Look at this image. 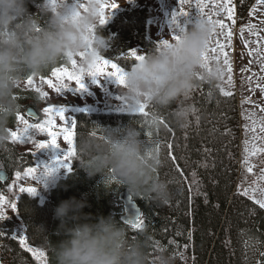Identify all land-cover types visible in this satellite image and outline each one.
Segmentation results:
<instances>
[{
	"label": "trees",
	"instance_id": "16d2710c",
	"mask_svg": "<svg viewBox=\"0 0 264 264\" xmlns=\"http://www.w3.org/2000/svg\"><path fill=\"white\" fill-rule=\"evenodd\" d=\"M41 2L31 0L29 11L36 12ZM233 2L238 17H243L254 0ZM147 26L148 8L145 5L113 10L108 22L99 26L108 38L103 57L129 69L135 60L124 54L133 45H138L144 54L155 47L146 38ZM67 65H70L68 61H60L41 77L49 76L55 67ZM232 93L231 97H225L216 84L211 85L198 78L197 86L187 97L181 98L191 108L185 127H177L175 123L177 105L174 104L161 111L163 123L151 136L147 130L141 129L142 141L149 146L159 145L164 159L159 176L169 182L172 199L166 206H160L131 195L141 207L145 221L140 230L132 229L131 224L123 222L121 216L118 218L115 213L123 210L119 193L127 188L115 182L106 188L101 176L89 177L78 168L74 158L71 171L54 184L46 201L40 202L36 195L20 193L18 188L10 192L8 186L12 175L33 166V155L30 153L34 151V146L9 141L5 148H0V170L8 173L7 181H0V193L4 191L5 197L17 203L19 214H16L24 230L18 229L15 233L23 232L31 246L46 253L47 264H52L49 250L43 247L44 237L36 226H42L50 239L56 242L60 237L53 234L59 224L54 218V209L61 201L75 197L87 200L85 213L111 216L128 225L132 238L146 230L152 245L149 253L165 249L176 257V264H257V261H264V257L260 256L264 252V210L237 193L242 182L246 186L252 181L253 173H247L239 160L241 116L238 97ZM16 98L21 105L20 114L26 115V110L33 107L38 113L36 121L41 120L40 109L45 100L38 93L19 87ZM140 118L141 115L136 112L79 110L74 114L76 138L94 131L99 136L101 130L122 135ZM18 123L15 116L9 120V128L15 129ZM169 143L173 144L172 154L177 157L175 162L168 155ZM177 164L183 176L176 169ZM115 202L120 203V207H116ZM253 208L256 209L255 214L250 212ZM6 211L12 212L10 208ZM10 225L9 221L0 223L2 228ZM0 239H3L0 257L6 261L4 264H39L19 246L18 240L10 235Z\"/></svg>",
	"mask_w": 264,
	"mask_h": 264
},
{
	"label": "clouds",
	"instance_id": "9594fccd",
	"mask_svg": "<svg viewBox=\"0 0 264 264\" xmlns=\"http://www.w3.org/2000/svg\"><path fill=\"white\" fill-rule=\"evenodd\" d=\"M31 0H0V148L11 140L9 120L21 105L17 89L26 77H39L60 61L75 58L85 72L106 49L108 38L99 28L101 0H42L30 12ZM126 3V0H125ZM80 5L84 7L81 8ZM216 25L207 17L196 19L179 30V39L153 47L126 74L120 97L129 112L139 105L148 114L135 120L122 135L101 130L97 136L84 133L76 138L74 160L89 177L101 176L106 188L115 182L147 203L166 206L172 199L167 180L159 176L164 166L160 149L140 139L141 129L154 133L161 127V111L177 105V127L187 125L191 108L184 103L199 80L214 85L224 75V66L203 67L204 54ZM81 54H83L81 56ZM42 186V185H41ZM86 199L71 197L54 209L59 221L53 242L42 226H36L52 264H176V257L165 249L149 253L150 238L145 232L130 236L128 225L111 216H93L83 210Z\"/></svg>",
	"mask_w": 264,
	"mask_h": 264
},
{
	"label": "snow or ice",
	"instance_id": "6c2138e0",
	"mask_svg": "<svg viewBox=\"0 0 264 264\" xmlns=\"http://www.w3.org/2000/svg\"><path fill=\"white\" fill-rule=\"evenodd\" d=\"M50 3L53 6L58 4V0H50ZM209 0H178V9L173 12L171 23L175 25L179 30H182L183 26L180 23V17H187L189 10L185 9V6L188 9H195V15L197 19L207 17L210 21L214 22L216 25V29L219 28V33L217 34L216 31L214 34L223 36L224 42H221L220 39H216L214 44L212 41L209 42L207 50L204 54L203 60L205 67L207 70L211 71V61L215 60L219 63L221 57L223 58V64L226 67L228 72V83H232V61L230 60L229 53L226 51L227 48L232 46V37L233 31L232 27L229 23H226L224 19H212V15H209L205 9L208 7ZM213 6L215 11L213 15L217 17L221 16L222 14L226 17L227 21L231 22V25L236 24V4L233 0H212ZM256 3L259 5H264V0H256ZM119 5L115 2V0H101V15L99 24L105 25L108 19L111 16V10L117 8ZM83 8V5H80ZM106 11L110 14L106 15ZM258 11L257 8L253 7L252 12L250 15ZM248 31L253 34L259 36L258 32H253L252 30L255 28V25L249 24ZM244 28H241V37L243 38ZM172 39H179V37L173 33ZM264 39V37H261ZM249 41L245 40L244 44L245 47H248ZM259 44V40L256 41ZM168 44L167 39H161L159 44ZM260 49H253L249 52V56H252L253 52L259 53ZM83 54H81L82 56ZM128 56L134 58L136 61H140L144 59V56L141 54H137L135 50H130ZM261 60H264V57H261ZM69 64L71 67H55L51 70V77L52 78H44L43 76L40 78L42 84H46L49 89L55 91V93L61 95L62 92L66 89L73 88L75 91H80L84 89L83 78L87 74L91 77H98L102 75H109L111 77H115L116 82L123 86L125 83L126 73L124 72L123 68L119 66V64L106 60L104 58H100L94 65H92L87 72H85L82 68H80L77 60L75 58L70 59ZM260 62V61H258ZM251 64L252 61L249 60ZM241 71H245V69H241ZM261 71H264V62L261 63ZM253 75H256L253 73ZM54 78V79H53ZM248 80L251 81L252 77L249 76ZM260 80H264V76H258L257 82L255 84L256 89H259L262 94H264V84L259 83ZM70 83H74L75 87H69ZM26 85L30 86L33 91L38 93L42 99L48 96V93L42 91L40 87H37L34 83L33 77L29 76L26 79ZM251 91V89H250ZM222 94L225 97H231L233 95L230 91H225L221 89ZM246 103L251 102L250 98H248ZM256 107L260 108V112L264 113V107L256 105ZM195 111V110H193ZM66 109L61 105H53L49 104L47 107L43 109L44 118L39 120L38 122L32 123L29 119L25 118V115L20 114L19 112L16 115V120L22 125V127H18L15 130H10L11 142L13 144L21 143V144H31L34 146V152H31L30 155H35L41 149L47 148L49 145L54 147H61L59 143L60 138L62 137L63 142L67 145L66 149H64V155L62 159L57 161L58 166H63L68 168L71 171V162L72 159L76 155L75 151V142H76V129H77V122L74 120H69L65 115ZM137 113L142 116H146L147 106L144 104L139 105L137 109ZM245 120L251 121V126L248 124L244 125L245 132H251L253 135L251 139L244 140V157H243V167L245 171L249 174L254 172V168L256 167L255 164L252 163V158L259 157L264 155V116H260L259 119L256 118V114L254 112H247L244 114ZM57 119L60 121L58 124ZM161 123L163 121L161 120ZM197 123H199V117H197ZM29 130L31 134H29ZM230 131V130H229ZM93 135L96 132H92ZM37 135L45 136L46 139H36ZM151 136V133H148ZM27 137V138H25ZM159 148V145H157ZM167 148L169 149L168 155L170 159L175 162L177 157L172 154L173 144H167ZM264 163V161H262ZM176 169L180 171V175L183 176V171L180 170V166L177 164ZM54 169L50 165H46L43 168L39 166L35 167H27L24 169L23 173L17 171L15 173V181L10 184L9 191L11 192L13 188H18L20 193H28L30 196H34L37 193L36 187H25L20 181L31 178L38 183L42 179L43 176L51 174ZM195 175V173H193ZM246 181V178H245ZM238 195L242 197H246L251 203L257 206L260 210H264V168L260 169V174L256 176V178L248 184V186H244V182L237 188ZM11 209L13 212H18L17 203L14 200H9L3 194H0V221H5L9 218L7 215L6 209ZM256 209L253 208L250 210L252 214H255ZM145 221L143 216L138 218L135 223H132L130 227L134 230H140L144 227ZM10 235L12 239L18 240L19 246L24 249L25 251L29 252L32 257L39 262V264H47V255L46 253L36 247H33L29 244L27 237L22 233L16 234L14 232H8L4 229L0 228V237ZM183 257V254H180ZM261 257H264V252L260 253ZM257 264H264V261H257Z\"/></svg>",
	"mask_w": 264,
	"mask_h": 264
},
{
	"label": "rangeland",
	"instance_id": "374dc122",
	"mask_svg": "<svg viewBox=\"0 0 264 264\" xmlns=\"http://www.w3.org/2000/svg\"><path fill=\"white\" fill-rule=\"evenodd\" d=\"M67 2L69 4H74L76 0H67ZM115 2L119 5L115 9H122L125 7H136L142 5L147 6L148 26L146 31V38L150 42H152L154 46H157L161 39L172 38V34H176L179 31V29L171 23L172 14L178 9V0H126V3L125 0H115ZM253 7L257 8L258 11L250 15V12H252ZM115 9L111 10V14ZM185 9L191 12H189L187 17H180V23L181 26L188 27L191 25V23L195 22L197 17L195 15L194 7L192 9H188V7L185 6ZM205 11L208 12L209 15H212L213 20L224 19L226 23L230 24L233 31L232 46L226 49V51H228L229 53L230 60L232 61V83L229 84L227 82L229 74L223 64V58L221 57L219 63L223 64L224 66V75L223 78L220 81H217L215 84L219 87L220 90L224 89L225 91L234 92L238 97L239 112L241 116V140L239 146V160L240 162H242L244 157L243 142L245 139H251V136L253 135L251 132H245L244 125L248 124L249 126H251V121L245 120L244 114H246L247 110V112H254L256 114L257 119H259L260 116H264V113L260 112V108L256 107V105L264 107V94H262L260 90L256 89L255 87L257 77L264 76V71H261V63L264 62V60H261V57H264V39H261V37H264V5H259L256 3V0H254V3L249 9V12L245 16L238 17L236 12L235 25H231V22L227 21L226 17L223 14L219 17L213 15L215 8L213 6L212 0H209L208 7L205 9ZM107 14L110 13L106 11V15ZM249 24L255 25V28L252 31L258 32L259 36L253 35L248 31L247 26ZM99 26L102 25L99 24ZM241 28L245 29L243 32V38L241 37ZM216 33H219V28L216 29ZM216 39H220L221 42H224L223 36L214 34L211 39L213 44ZM245 40L250 42L248 47H245ZM258 40L259 44L256 43V41ZM257 48L260 49L259 53L253 52L252 56H249V52ZM130 50H135L137 54H144V51L138 45H133V47L124 54L125 57L131 58L128 56ZM102 58L117 63L109 58L103 56ZM249 60L252 61L251 64L249 63ZM136 62L137 61L135 60V63ZM214 63L217 62L215 60L211 61L210 66H212ZM134 64L129 69L121 65L119 66L123 68L124 72L127 74L134 66ZM63 67L70 68L71 65ZM241 69H245V71H241ZM253 73H255L256 75H253ZM249 76L252 77L251 81L248 80ZM40 78L41 76L33 77L35 85L37 87H40L42 91L48 93V96L44 98L45 103L40 109L41 119L44 118L42 108L45 106L47 107L49 104H63L66 109L65 113L68 115V119L71 115V112H75V110L129 112V106L126 105L120 97V88L122 86H120L116 82L115 77H111L107 74L98 77H91L86 74L83 78V83L85 86L84 89L80 91H75L73 88H69L64 90L61 95L55 93L54 90L49 89L46 84H42ZM44 78L48 79L52 77L50 74L49 76ZM259 83L264 84V80H260ZM69 87H75L74 83H70ZM20 88L31 89L30 86L26 85V80L23 81ZM248 98H250L251 102H244ZM25 118L29 119V121L32 123L37 122L36 120L31 119L27 115H25ZM18 127H22V125L18 123V126L16 128ZM31 131L32 130H29V134H31ZM35 138L46 139L45 136L40 135H37ZM59 143L61 144V147H54L49 145L47 148L41 149L36 152L33 156L34 164L32 167L39 166L43 168L46 165H50L54 169L51 174L43 176L39 183L31 178H26L19 182L22 183L25 187H36V196L39 198L40 202H44L48 199L49 190L67 171V168L63 166H58L57 164V161L62 159L64 155V149H66L67 147V145L63 142L62 137L60 138ZM34 151H36L35 148ZM262 161H264V155L252 158V163L256 165V167L254 168L252 181L256 178V176L260 174V169L264 168V163H262ZM23 171L24 169L20 172L23 173ZM15 173L12 175V180L10 184L15 181ZM251 182L249 184H251ZM246 186H248V184ZM4 193L5 192L1 190L0 194L4 195ZM115 206L120 207V203L115 202ZM115 213L116 215H118V218H120V216L124 213V210L116 211ZM7 215L9 216V218L5 221H0V223H5L7 221L11 222V225L8 226V231L10 233H15L18 229H21L22 231L24 230L16 212H7ZM0 228L2 227L0 226ZM2 229L5 230V228ZM250 246H253V244H250ZM2 261L3 263L6 262L5 260Z\"/></svg>",
	"mask_w": 264,
	"mask_h": 264
},
{
	"label": "water",
	"instance_id": "95a60500",
	"mask_svg": "<svg viewBox=\"0 0 264 264\" xmlns=\"http://www.w3.org/2000/svg\"><path fill=\"white\" fill-rule=\"evenodd\" d=\"M26 115L33 120L38 118V113L33 107H29L26 110ZM7 179L8 173L4 170H0V181L6 182ZM119 199L121 200L124 209V213L121 215L120 219L127 224L135 223L136 220L142 216L141 207L136 200L132 198L127 189H124L119 193ZM0 264H2L1 260Z\"/></svg>",
	"mask_w": 264,
	"mask_h": 264
},
{
	"label": "crops",
	"instance_id": "0c3cea01",
	"mask_svg": "<svg viewBox=\"0 0 264 264\" xmlns=\"http://www.w3.org/2000/svg\"><path fill=\"white\" fill-rule=\"evenodd\" d=\"M62 67V66H61ZM46 107V106H45ZM45 107H43L42 108V111H43V109L45 108ZM76 111H79V110H75V112ZM85 111H89V110H85ZM75 112H71V115L69 116V119H71V120H74V114H75ZM66 114V113H65ZM66 116H67V118H68V115L66 114ZM57 122H58V124L60 123V121L59 120H57ZM71 167V166H70ZM68 172H69V170H68V168H67V171L65 172V174L62 176V177H60V178H64L67 174H68ZM47 199V198H46Z\"/></svg>",
	"mask_w": 264,
	"mask_h": 264
},
{
	"label": "built area",
	"instance_id": "2783aa9c",
	"mask_svg": "<svg viewBox=\"0 0 264 264\" xmlns=\"http://www.w3.org/2000/svg\"><path fill=\"white\" fill-rule=\"evenodd\" d=\"M5 229H8V227H5ZM2 242H3V239H0V256H1V253H2V250H1V244H2ZM2 263H3V261H2Z\"/></svg>",
	"mask_w": 264,
	"mask_h": 264
}]
</instances>
